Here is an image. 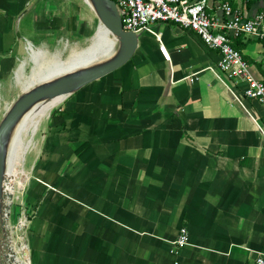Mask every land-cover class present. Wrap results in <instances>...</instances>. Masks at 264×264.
Returning a JSON list of instances; mask_svg holds the SVG:
<instances>
[{"label":"crops","instance_id":"1","mask_svg":"<svg viewBox=\"0 0 264 264\" xmlns=\"http://www.w3.org/2000/svg\"><path fill=\"white\" fill-rule=\"evenodd\" d=\"M229 1L243 17L264 12V0ZM25 6L0 0V120L30 32ZM208 12L224 18L216 0ZM153 27L127 63L52 114L12 207L30 264H256L264 252V102L227 81L196 32ZM232 45L264 82V40ZM182 226L190 243L178 248Z\"/></svg>","mask_w":264,"mask_h":264},{"label":"rangeland","instance_id":"2","mask_svg":"<svg viewBox=\"0 0 264 264\" xmlns=\"http://www.w3.org/2000/svg\"><path fill=\"white\" fill-rule=\"evenodd\" d=\"M18 19L30 32L29 36L22 35L21 38V41H24V53L20 57L19 67L12 73L7 85L8 104H11L23 89H28L40 81L39 65L44 57L59 54L64 59L74 46H83L99 26L97 16L85 0H26V6L18 14ZM51 119L53 115L42 122L35 135L23 133L22 149L16 150L15 155H10L8 168L10 182L7 186L11 192L14 191L13 210L20 205L18 199L23 198L20 193L24 186L31 184L33 180L32 162L37 161L35 160L37 154L44 149L46 135L50 133L48 123ZM31 138L33 143H37L36 147L27 145ZM12 221H15L13 213ZM14 225L16 228L13 231V238L16 241L25 232L26 225H20L21 227L18 223ZM23 236L25 237V234ZM16 264H30V259L26 257L23 261L17 260Z\"/></svg>","mask_w":264,"mask_h":264},{"label":"built area","instance_id":"3","mask_svg":"<svg viewBox=\"0 0 264 264\" xmlns=\"http://www.w3.org/2000/svg\"><path fill=\"white\" fill-rule=\"evenodd\" d=\"M212 1L215 0H115L125 30L156 33L153 24L163 21L178 23L196 32L205 45L219 51L217 68L227 81H233L235 86L246 83L243 94L264 102V82L252 75L248 62L232 45L233 38L245 34L264 40V12L243 17L229 0H216L224 18H215L208 12ZM21 221L25 223L26 219ZM173 243L178 248L190 243L187 227H181ZM255 263L264 264V252L257 253Z\"/></svg>","mask_w":264,"mask_h":264},{"label":"water","instance_id":"4","mask_svg":"<svg viewBox=\"0 0 264 264\" xmlns=\"http://www.w3.org/2000/svg\"><path fill=\"white\" fill-rule=\"evenodd\" d=\"M91 9L108 34L117 42L116 50L105 59L81 67L48 76L25 89L7 107L0 120V264H16L29 257V248L14 240L15 225L11 224L14 191H9V159L15 130L24 115L36 104L79 91L85 85L98 80L127 63L139 44L140 34L125 30L115 0H89ZM18 225H26L22 221ZM21 227V226H20ZM30 259V257H29Z\"/></svg>","mask_w":264,"mask_h":264},{"label":"bare ground","instance_id":"5","mask_svg":"<svg viewBox=\"0 0 264 264\" xmlns=\"http://www.w3.org/2000/svg\"><path fill=\"white\" fill-rule=\"evenodd\" d=\"M85 2L91 7L89 0H85ZM116 47L117 42L114 36L112 34H108L104 27L99 25L95 34L92 35L83 46H74L72 50L69 51L70 53H67L64 59L61 58L59 54H52L51 56L44 57L41 65H39L41 72L40 81L59 72L105 59L116 50ZM63 101L64 97L59 96L49 101L39 102L24 115L15 130V136L11 144V156L13 154L15 155L17 152L16 150L22 149V134L31 133L32 136L35 135L42 122L46 118L50 117L53 110ZM36 144L37 143L35 142L33 143V138H31L27 143V145H31L32 148L36 147ZM8 189L10 191V187H8Z\"/></svg>","mask_w":264,"mask_h":264},{"label":"trees","instance_id":"6","mask_svg":"<svg viewBox=\"0 0 264 264\" xmlns=\"http://www.w3.org/2000/svg\"><path fill=\"white\" fill-rule=\"evenodd\" d=\"M240 37V36H239Z\"/></svg>","mask_w":264,"mask_h":264}]
</instances>
